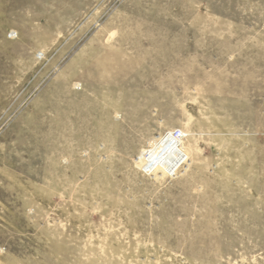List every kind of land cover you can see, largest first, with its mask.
Returning a JSON list of instances; mask_svg holds the SVG:
<instances>
[{
  "label": "rangeland",
  "instance_id": "374dc122",
  "mask_svg": "<svg viewBox=\"0 0 264 264\" xmlns=\"http://www.w3.org/2000/svg\"><path fill=\"white\" fill-rule=\"evenodd\" d=\"M75 74L149 132L125 154L82 118L51 174L42 110ZM179 130L186 176L135 167ZM0 263L264 264V0H0Z\"/></svg>",
  "mask_w": 264,
  "mask_h": 264
},
{
  "label": "bare ground",
  "instance_id": "6f19581e",
  "mask_svg": "<svg viewBox=\"0 0 264 264\" xmlns=\"http://www.w3.org/2000/svg\"><path fill=\"white\" fill-rule=\"evenodd\" d=\"M87 77L88 75L84 74L82 76L75 74L63 77L60 83L62 88H59L55 94L59 98V104L52 102L42 110L45 120L42 131V149L45 155L46 169L51 174H55L66 165L60 157V152L72 153L73 148L70 141H75L78 132L85 130L82 125V118L93 116L94 119L96 114H100L99 125L96 126L94 131L100 137L110 140L114 144H119L118 146L125 154L129 153L130 148L149 132L147 129L136 128L138 115L135 111L130 112L131 109L129 108L127 113L123 114L121 107L114 105L112 100L109 101L104 98V102L106 101L104 106H101L102 100L99 103L94 101L93 107L87 108L81 101V97L87 90L84 83L96 80H88ZM98 82L103 81L97 79L94 83ZM215 112L226 113L227 110L219 108ZM115 115L121 121H113ZM126 117L130 121L134 120L133 123L126 126L124 124V120H128L124 119ZM213 126H216V124L207 125L209 129ZM186 135L188 134H184L181 130H179L178 135H175V131H170L165 135H156L153 146L141 149L138 155L133 157L132 161L135 167L146 176L152 177L160 183L167 179L176 180L182 175L186 176L194 166L191 153L183 142ZM71 167L73 168V164H71ZM73 173L75 174V170H73ZM52 178L55 184L56 179L53 175Z\"/></svg>",
  "mask_w": 264,
  "mask_h": 264
}]
</instances>
